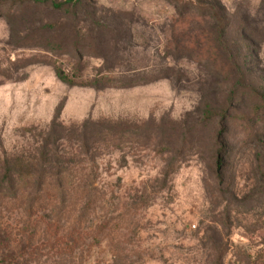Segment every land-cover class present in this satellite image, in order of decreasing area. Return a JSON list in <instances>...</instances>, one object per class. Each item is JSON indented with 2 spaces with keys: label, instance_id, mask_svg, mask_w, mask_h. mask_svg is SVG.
<instances>
[{
  "label": "rangeland",
  "instance_id": "rangeland-1",
  "mask_svg": "<svg viewBox=\"0 0 264 264\" xmlns=\"http://www.w3.org/2000/svg\"><path fill=\"white\" fill-rule=\"evenodd\" d=\"M82 1H0V181L54 167L89 209L36 264H264V0Z\"/></svg>",
  "mask_w": 264,
  "mask_h": 264
},
{
  "label": "trees",
  "instance_id": "trees-1",
  "mask_svg": "<svg viewBox=\"0 0 264 264\" xmlns=\"http://www.w3.org/2000/svg\"><path fill=\"white\" fill-rule=\"evenodd\" d=\"M0 1L33 6L48 5L54 11L65 7L75 9L81 7L83 2L82 0ZM219 35L221 36L220 32ZM55 73L60 81L76 85L74 80L65 77L56 68ZM99 83V80H94L89 85L95 86ZM61 111L62 107L56 111L53 124H57ZM5 165L6 169L0 181V193L3 197L5 193H10L13 200L19 203L25 216V223L23 222L17 230L19 240L11 228L0 224V264H36L44 253H59L62 250L71 253L81 249L84 235L82 218L89 209L87 204L83 213L74 216L73 209L80 201L76 198L77 195L80 197L82 192L77 185L74 187L71 184L67 172L53 171L54 167L43 165L35 170L28 164L23 171H20L19 166L15 167L9 161H5ZM20 260L23 262L20 263Z\"/></svg>",
  "mask_w": 264,
  "mask_h": 264
}]
</instances>
